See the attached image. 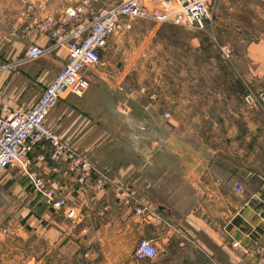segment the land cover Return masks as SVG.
I'll return each mask as SVG.
<instances>
[{
  "label": "crops",
  "instance_id": "0c3cea01",
  "mask_svg": "<svg viewBox=\"0 0 264 264\" xmlns=\"http://www.w3.org/2000/svg\"><path fill=\"white\" fill-rule=\"evenodd\" d=\"M82 1L48 0L44 15ZM118 1L100 0L96 7ZM25 9L20 0H0L3 116L33 107L69 59L65 46L28 58L29 47L48 46L51 39L36 28L35 12L24 16ZM206 31L213 44L241 46L236 56L241 84L192 87L194 95L206 89L207 113L199 112L195 96L192 116L185 117L189 107L176 97L168 119L164 114L170 104L162 100L136 103L132 113L123 115L117 105L104 103L92 89L93 74H87L52 110L46 125L89 157L110 186L99 190L94 182L80 187L67 180L73 212L67 217V210L52 209L30 185V167L23 161L1 172L0 213L10 214L0 224L13 218V231H0L3 252H24L30 242L32 264H87L81 260L93 250L96 260L90 263L122 264L142 240H154L168 255L177 249L173 241L189 233L210 246L209 262L217 261L218 252L222 264H260L253 248L256 242L264 246V116L258 106L248 107L244 96L250 85L264 89V0H217ZM214 73L228 77L220 66ZM113 110L117 122L112 123ZM188 121L190 138L184 133ZM43 151L37 148L31 158ZM36 165L49 173L48 164ZM120 184L159 210L164 221L149 224L123 205ZM17 206L23 210L14 213ZM100 256L104 259L98 261Z\"/></svg>",
  "mask_w": 264,
  "mask_h": 264
},
{
  "label": "built area",
  "instance_id": "2783aa9c",
  "mask_svg": "<svg viewBox=\"0 0 264 264\" xmlns=\"http://www.w3.org/2000/svg\"><path fill=\"white\" fill-rule=\"evenodd\" d=\"M20 1L26 6L23 15L35 12L36 28L51 39L48 46L29 47L28 58L38 59L65 46L69 59L33 107L13 110L8 116L0 115V173L23 161L30 167L29 182L35 191L52 209H65L66 216L72 217L67 180H73L80 187L94 182L99 190L107 189L111 182L89 157L73 149L46 125L50 113L72 92L86 70L95 69L103 62V52L110 37L131 29L135 18L202 30L212 20L214 0H119L114 5L100 7H96L100 0H83L45 15L48 0ZM223 53L229 60L235 51L231 45H226ZM245 100L250 106L264 103V89L245 95ZM40 147L46 151L31 158L32 152ZM38 163L48 164L49 173L38 167ZM117 189L119 201L133 207L134 213L145 222L158 224L164 221L159 210L136 199L127 186L120 184ZM237 190L242 192L244 188L238 186ZM0 231L9 232L6 228ZM253 252L259 263L264 264V246L256 242ZM160 253L154 240L146 239L138 243L135 257L140 261L152 260Z\"/></svg>",
  "mask_w": 264,
  "mask_h": 264
},
{
  "label": "rangeland",
  "instance_id": "374dc122",
  "mask_svg": "<svg viewBox=\"0 0 264 264\" xmlns=\"http://www.w3.org/2000/svg\"><path fill=\"white\" fill-rule=\"evenodd\" d=\"M216 1L213 2L212 11ZM206 30L207 27L199 30L135 18L131 29L110 37L108 46L103 52V62L95 69L86 70L79 82L86 80L87 74H93L92 89L103 95L104 103L112 102L113 109L117 105L123 115L132 113L136 103L144 100H162L170 104L164 114L165 118L169 119L172 118L175 109H172L175 106L173 102L178 98L185 107H189L183 110L184 116L191 118L190 102L195 96H197L196 100L200 101L199 112L204 115L207 113L208 93L206 89H203L195 92L194 95L192 87L205 88L210 83L241 84L236 63V56L241 46L231 45L235 53L228 60L223 53L226 45L213 44V39ZM218 65L222 70L227 71L228 77L214 76ZM255 91V88L250 85L247 87L246 95ZM244 102L248 107H254L246 102L245 96ZM256 106L261 109L264 116V103L259 102ZM111 116L115 120L112 123L117 122V119L113 117L114 110ZM189 123L190 121L185 122L184 133L190 138L192 125ZM23 207L17 206V209H12L15 213L18 209L22 211ZM9 214L1 212L0 222H4ZM12 219L4 223L5 225L0 224V230L6 228L9 232L13 231ZM172 245L177 248L172 253L168 255L160 253L157 258L144 261L135 257L137 245L133 256L122 264H222L220 261H223V257L218 252L217 257L220 261L217 259V261L209 262L206 252L210 246L194 239L189 233L180 239H175ZM30 247L29 242L23 246L24 252L20 253H7V250L3 252L0 248V264H32ZM91 250L89 247V251ZM93 251L81 261L97 264L95 261L90 263L96 260ZM97 259L101 261L104 258L100 256Z\"/></svg>",
  "mask_w": 264,
  "mask_h": 264
}]
</instances>
